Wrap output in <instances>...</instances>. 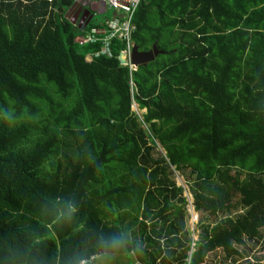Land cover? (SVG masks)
<instances>
[{"label": "trees", "instance_id": "16d2710c", "mask_svg": "<svg viewBox=\"0 0 264 264\" xmlns=\"http://www.w3.org/2000/svg\"><path fill=\"white\" fill-rule=\"evenodd\" d=\"M83 2L0 0V264H262L264 0H144L133 39L166 54L132 75L122 41L79 43L106 28L73 24Z\"/></svg>", "mask_w": 264, "mask_h": 264}, {"label": "rangeland", "instance_id": "374dc122", "mask_svg": "<svg viewBox=\"0 0 264 264\" xmlns=\"http://www.w3.org/2000/svg\"><path fill=\"white\" fill-rule=\"evenodd\" d=\"M86 2V0H84ZM102 11V10H101ZM114 11L108 10L107 13L103 14H97L95 17V21L102 22V21H108L113 18ZM138 70V69H137ZM133 111L138 114L141 121L143 119V116L147 113V111L140 110L137 105H134ZM157 147H154L150 142L149 146H152L154 148L153 151V158L154 159H162L167 157V150L161 145L160 141L156 140ZM173 173L171 174V179L176 182L177 187L183 188V196L188 200V206H187V214H188V228L192 232V237L194 242H198L199 240V223L202 218L204 220L208 219L206 218V215L198 214L195 211L194 207V197L192 193V186L194 185L192 182H188L191 170H187V172L184 174L182 172L176 171V168L171 169ZM180 197V195H179ZM236 213L232 214V217H235ZM224 217H220L222 219ZM207 224H209V221H206ZM211 224L213 222L210 221ZM215 225V224H213ZM263 248V242L261 244H249L247 247H245L244 250L245 254H247L246 260H251V262H256L257 260H262V264H264V250ZM257 259V260H256ZM91 264H138L136 261V258L134 255H131L128 257L127 255H113V256H104V257H97V260L92 262ZM205 264H233L232 261H229L226 259L224 253L222 251H218L216 253L211 254L208 259L206 260ZM254 264V263H253Z\"/></svg>", "mask_w": 264, "mask_h": 264}, {"label": "built area", "instance_id": "2783aa9c", "mask_svg": "<svg viewBox=\"0 0 264 264\" xmlns=\"http://www.w3.org/2000/svg\"><path fill=\"white\" fill-rule=\"evenodd\" d=\"M109 10L117 12L118 16L122 15L123 18L113 17L111 20L105 21L106 28H93L90 31V35L86 39H80L79 43L85 45L88 43H103V50L97 53L94 58L100 59L107 57L109 59L114 58L112 50V42L114 40H120L124 43L125 50H123L119 57L123 54L127 60L124 67H128L133 72L137 70V67L133 65V53L136 48V43L133 39L137 30L135 26V17L141 7L144 0H104ZM94 258H92V261ZM88 261H84L81 264H88Z\"/></svg>", "mask_w": 264, "mask_h": 264}, {"label": "water", "instance_id": "95a60500", "mask_svg": "<svg viewBox=\"0 0 264 264\" xmlns=\"http://www.w3.org/2000/svg\"><path fill=\"white\" fill-rule=\"evenodd\" d=\"M82 12H83V8L77 12L76 16L74 17L73 24H77L79 22L80 27L83 26V30H85L91 23L93 19V15L91 14L90 10H86L84 13ZM113 16L117 17L118 16L117 12H114ZM118 17L123 18L122 15H119ZM165 54L166 53L161 51L157 45L154 46L153 50L150 52H141L139 47H136L133 53V65H135L138 68L141 66H147L148 64L155 62V60L159 56ZM120 62L122 65L127 64V60L125 59L124 54L120 57Z\"/></svg>", "mask_w": 264, "mask_h": 264}, {"label": "crops", "instance_id": "0c3cea01", "mask_svg": "<svg viewBox=\"0 0 264 264\" xmlns=\"http://www.w3.org/2000/svg\"><path fill=\"white\" fill-rule=\"evenodd\" d=\"M83 8H85V9H83L85 11L90 10L91 14L93 15V19H95L97 14L107 13V11L109 10L107 5L105 4L104 0H86V2L85 1L83 2ZM103 22L104 21H102L100 23H103ZM137 69H138V67H137Z\"/></svg>", "mask_w": 264, "mask_h": 264}, {"label": "clouds", "instance_id": "9594fccd", "mask_svg": "<svg viewBox=\"0 0 264 264\" xmlns=\"http://www.w3.org/2000/svg\"><path fill=\"white\" fill-rule=\"evenodd\" d=\"M82 9V8H81ZM137 47V45H136ZM95 260H97V257H94V260L92 261V259L90 261H88L89 263L88 264H91L92 262H94Z\"/></svg>", "mask_w": 264, "mask_h": 264}, {"label": "flooded vegetation", "instance_id": "af4514ba", "mask_svg": "<svg viewBox=\"0 0 264 264\" xmlns=\"http://www.w3.org/2000/svg\"><path fill=\"white\" fill-rule=\"evenodd\" d=\"M80 9H81V8H80ZM84 11H85V10H83V12H82V13H84ZM76 14H77V13H76ZM76 14H74V16H76ZM82 15H83V14H82Z\"/></svg>", "mask_w": 264, "mask_h": 264}]
</instances>
